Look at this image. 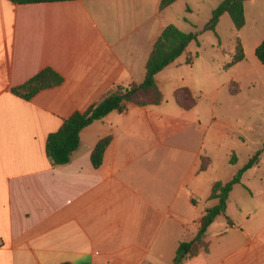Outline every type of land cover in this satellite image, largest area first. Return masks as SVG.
Instances as JSON below:
<instances>
[{
	"label": "crops",
	"instance_id": "obj_1",
	"mask_svg": "<svg viewBox=\"0 0 264 264\" xmlns=\"http://www.w3.org/2000/svg\"><path fill=\"white\" fill-rule=\"evenodd\" d=\"M175 4L0 0V264H173L180 242L218 204L210 196L216 182L230 181L215 174L230 153V125L199 107L191 50L156 75L161 104H129L89 125L67 165L54 166L46 153L64 119L144 81L156 41L176 25ZM48 67L61 85L30 100L13 93ZM183 88L198 99L191 109L175 99ZM108 136L95 168L94 148ZM251 195L227 206L206 232L208 251L183 264H264V190Z\"/></svg>",
	"mask_w": 264,
	"mask_h": 264
},
{
	"label": "rangeland",
	"instance_id": "obj_2",
	"mask_svg": "<svg viewBox=\"0 0 264 264\" xmlns=\"http://www.w3.org/2000/svg\"><path fill=\"white\" fill-rule=\"evenodd\" d=\"M222 1L181 0L173 7L170 17L183 32L201 33L182 57L186 61L188 51L193 52L196 65L192 67V73L200 85L195 91L199 107H213L218 120L230 125L226 137L230 153L216 162V177L231 180L261 152L259 162L243 175L242 183L236 185L229 196L230 212V206L239 201H255L251 191L257 196L264 190V63L256 55L257 47L264 41V0H243L246 24L241 30L235 28L231 16L226 13L216 32L203 31ZM237 40L241 42L246 58L227 69L226 65L233 60ZM185 70L190 73L189 66ZM232 81L239 85L240 92L236 95L229 91ZM214 84L217 89L210 90ZM223 127L219 124V130ZM234 155L237 160L232 163ZM231 210L236 214L235 209Z\"/></svg>",
	"mask_w": 264,
	"mask_h": 264
},
{
	"label": "trees",
	"instance_id": "obj_3",
	"mask_svg": "<svg viewBox=\"0 0 264 264\" xmlns=\"http://www.w3.org/2000/svg\"><path fill=\"white\" fill-rule=\"evenodd\" d=\"M16 4L48 3L70 0H10ZM179 0H161V10L172 6ZM228 13L237 30H241L246 24L245 8L243 0H223L214 11L211 20L203 31L216 32L221 17ZM199 32L186 33L176 25L170 24L164 28L156 41L153 51L146 65V76L141 83H131L127 86H117L101 100L93 104L84 112H75L64 119L58 131L49 135L46 144V153L54 166L67 165L72 161L73 153L80 145V134L83 129L98 120H102L113 111L123 112L129 104L139 106L159 105L164 101L160 91L156 75L173 64L187 50L188 46L197 40ZM256 55L264 63V41L257 47ZM246 58L244 48L237 40L233 60L226 65L229 69ZM190 62V61H189ZM64 78L53 68H45L25 84L13 89L17 96L30 100L39 92L61 85ZM232 95L240 92L237 82L232 81L229 85ZM176 101L184 108L191 109L198 103V99L192 95L189 89H179L175 93ZM112 140L111 136L100 140L92 153V163L99 168L104 159V154ZM261 152L240 169L229 182H216L213 186L210 200H217L215 207L209 208L202 219L197 235L192 240L180 242L173 264H183L187 259L197 256L201 251H208L209 244L206 241V232L214 220L226 213L228 199L233 188L242 183L243 175L253 168L260 160ZM237 160L234 155L231 162ZM210 160L204 158L201 171H206ZM70 264V263H64Z\"/></svg>",
	"mask_w": 264,
	"mask_h": 264
}]
</instances>
